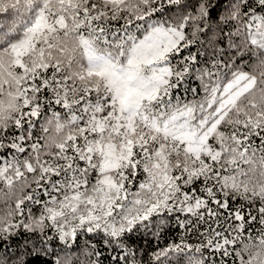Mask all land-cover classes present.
<instances>
[{
  "label": "snow or ice",
  "instance_id": "1",
  "mask_svg": "<svg viewBox=\"0 0 264 264\" xmlns=\"http://www.w3.org/2000/svg\"><path fill=\"white\" fill-rule=\"evenodd\" d=\"M0 202V264H264V0H0Z\"/></svg>",
  "mask_w": 264,
  "mask_h": 264
},
{
  "label": "trees",
  "instance_id": "2",
  "mask_svg": "<svg viewBox=\"0 0 264 264\" xmlns=\"http://www.w3.org/2000/svg\"><path fill=\"white\" fill-rule=\"evenodd\" d=\"M116 26L119 25L117 24ZM195 50H196L195 47H193L192 51L195 52ZM246 61L248 63V67L244 68V70L251 71L255 64V59L253 58L252 60H247L246 57ZM224 71L227 70L225 69ZM199 83L200 82L196 80L195 77H192L186 82L185 86L197 88V90L200 91V94L203 95L202 89L198 87ZM192 98L193 97L191 93H189L187 99H192ZM196 98L199 99V97ZM94 175L95 174H93V176ZM143 178L144 177L142 175L138 177V179H143ZM6 207L7 205L5 203L0 202V213L5 211ZM33 212L34 214L38 215L39 206H33ZM181 219H183V216H181ZM259 227H260L259 224L254 225V228L258 229ZM253 235H256V233L254 232ZM182 236L185 239V241L188 243L196 244L199 242V238L195 233L185 234L184 230L181 229L178 225H176L175 221L173 220L164 226L158 240L155 237H153L150 233L138 232L135 234L134 240L130 243H132V246L134 248H137L139 250L137 255V260L140 261V264H154L151 257L152 252L156 251L157 248H163L167 246V244L173 241L179 242ZM86 239L87 238H81L79 240V243L83 245ZM3 251L4 249L0 248V254H2ZM77 251H81V250L78 249ZM108 256L109 254L105 253L104 264H110V260L107 258ZM25 259L28 261V264H40L39 261L34 260L31 257H25ZM46 259L48 260L49 264H52V261H54L55 257H48ZM80 259H84L83 255H81ZM180 264H183V258H180Z\"/></svg>",
  "mask_w": 264,
  "mask_h": 264
}]
</instances>
